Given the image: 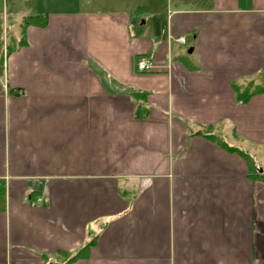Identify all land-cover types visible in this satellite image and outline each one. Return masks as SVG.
<instances>
[{"label": "crops", "instance_id": "1", "mask_svg": "<svg viewBox=\"0 0 264 264\" xmlns=\"http://www.w3.org/2000/svg\"><path fill=\"white\" fill-rule=\"evenodd\" d=\"M14 1L0 264H264V0Z\"/></svg>", "mask_w": 264, "mask_h": 264}, {"label": "trees", "instance_id": "2", "mask_svg": "<svg viewBox=\"0 0 264 264\" xmlns=\"http://www.w3.org/2000/svg\"><path fill=\"white\" fill-rule=\"evenodd\" d=\"M183 1H187V0H183ZM30 5H31V2L28 1L26 3V6L28 9L31 8ZM30 11L31 12L23 18V28L27 27L28 25H36L38 27L45 26V23H46L45 16L36 15L32 9ZM1 34H2V22L0 19V73L2 70V59H3L2 58ZM23 44L24 42L21 41L19 43V46ZM13 50H14V47L12 48L6 47V51H5L6 55L11 53ZM232 88L235 94L236 102L242 103V104L247 103L252 97H254L255 95L261 94L263 92V89L261 88V86L255 85L254 83H248L244 86H233ZM134 98L138 100L144 99L142 95H137V94L134 95ZM135 116L136 118H144L147 116V112L144 109L138 108L135 112ZM211 132H212V127L208 126L207 128H205L204 132H198L195 135H200V136H204L208 138L210 141L219 145L221 148L225 149L227 152H231V153L238 152L237 150L233 148H229L226 144L222 142V140H220L216 136H213ZM238 153L244 158L245 162L247 163L251 177H254L256 175V168H255L252 158L243 152H238ZM2 195L3 194L0 193V208H2L4 205V199ZM88 249H89V245L80 249L73 255L58 253L57 258L63 259V261L57 262V263L48 262L46 264H71L78 259L85 258L87 256Z\"/></svg>", "mask_w": 264, "mask_h": 264}, {"label": "rangeland", "instance_id": "3", "mask_svg": "<svg viewBox=\"0 0 264 264\" xmlns=\"http://www.w3.org/2000/svg\"><path fill=\"white\" fill-rule=\"evenodd\" d=\"M57 1L58 0H48V2L50 4H52V6H54L56 8H59L61 5H58ZM12 2H13V4L15 3L14 0H11V5H10V1L9 0H0V19H1V22H2V34H1L2 58H3L4 54H6V52H5L6 51V47H9V48L15 47L14 40L10 41V39H11L10 37H12V35L14 34V31L9 33V28H11L10 26H12V23L16 24L19 21V18L16 17L17 9H16V6H15V5H18V3L12 5ZM48 2L43 1L42 3H48ZM81 2H82V0H81ZM105 3L106 2L104 1V4ZM101 4L98 3L96 6L102 7V5H104V4H102V5ZM20 7L22 9L24 7L26 9H28L26 4L24 6H20ZM64 7H62V9H65ZM18 8H19V6H18ZM22 24H23V22H22Z\"/></svg>", "mask_w": 264, "mask_h": 264}, {"label": "built area", "instance_id": "4", "mask_svg": "<svg viewBox=\"0 0 264 264\" xmlns=\"http://www.w3.org/2000/svg\"><path fill=\"white\" fill-rule=\"evenodd\" d=\"M173 44L176 46L184 45L186 40L184 36H180L178 38L172 39ZM134 67L138 72H149L152 69L151 63L146 61L145 59H138L135 61Z\"/></svg>", "mask_w": 264, "mask_h": 264}]
</instances>
